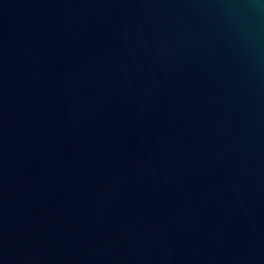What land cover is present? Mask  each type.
Returning <instances> with one entry per match:
<instances>
[{
	"label": "water",
	"instance_id": "1",
	"mask_svg": "<svg viewBox=\"0 0 264 264\" xmlns=\"http://www.w3.org/2000/svg\"><path fill=\"white\" fill-rule=\"evenodd\" d=\"M0 264H264V0H0Z\"/></svg>",
	"mask_w": 264,
	"mask_h": 264
}]
</instances>
